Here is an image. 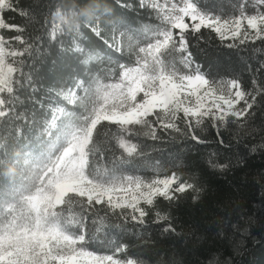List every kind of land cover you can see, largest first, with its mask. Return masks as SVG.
Returning <instances> with one entry per match:
<instances>
[{"label": "trees", "instance_id": "trees-1", "mask_svg": "<svg viewBox=\"0 0 264 264\" xmlns=\"http://www.w3.org/2000/svg\"><path fill=\"white\" fill-rule=\"evenodd\" d=\"M189 1L223 21L264 15V0ZM2 19L11 77L0 94V241L35 226L30 199L46 190L64 151L87 134L125 73L144 65L147 48L171 35L159 69L238 83L251 104L245 116L196 127L181 116L170 128L157 110L127 126L98 122L85 148L91 182L174 176L190 187L158 197L141 218L67 193L46 224L78 249L121 262L264 264V37L228 42L192 25L181 33L144 0H10Z\"/></svg>", "mask_w": 264, "mask_h": 264}, {"label": "rangeland", "instance_id": "rangeland-1", "mask_svg": "<svg viewBox=\"0 0 264 264\" xmlns=\"http://www.w3.org/2000/svg\"><path fill=\"white\" fill-rule=\"evenodd\" d=\"M9 1L0 0V32L4 26L2 11L9 6ZM144 2L159 9L163 19L181 33L192 25L196 28L210 27L228 42L264 37V15L223 21L198 12L189 0ZM171 40V35H165L162 41L149 46L145 51L147 59L144 65L128 70L122 83L111 89L87 134L64 151L46 190L30 199L36 214L35 226L16 233L11 240L0 241V263L135 264L80 250L76 245L79 241L47 225L45 219L67 193H78L91 201L107 202L113 208H127L133 216L141 218L145 208L158 197L171 198L190 187L174 176L149 183L130 180L125 185L112 187L91 182L84 173L85 148L98 122L108 120L127 126L141 122L157 110L163 112L161 120L170 128L176 126L181 116L191 127L207 118L223 125L230 117L240 119L245 116L251 104L238 83L210 85L201 75L178 77L164 74L159 69V51ZM10 77L11 70L6 65L0 33V94L8 88ZM123 147L128 153L134 151V147L126 142Z\"/></svg>", "mask_w": 264, "mask_h": 264}]
</instances>
